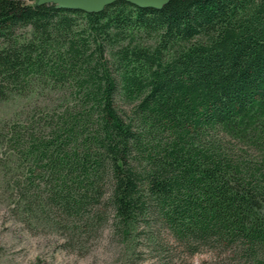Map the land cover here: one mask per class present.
<instances>
[{"label":"trees","instance_id":"obj_1","mask_svg":"<svg viewBox=\"0 0 264 264\" xmlns=\"http://www.w3.org/2000/svg\"><path fill=\"white\" fill-rule=\"evenodd\" d=\"M32 96L0 125L24 223L71 242L142 222L264 264V0H0V103Z\"/></svg>","mask_w":264,"mask_h":264},{"label":"rangeland","instance_id":"obj_2","mask_svg":"<svg viewBox=\"0 0 264 264\" xmlns=\"http://www.w3.org/2000/svg\"><path fill=\"white\" fill-rule=\"evenodd\" d=\"M47 102L32 96L0 103V125ZM6 152L0 144V264H245L240 257H232L230 262L217 258L211 248L190 255L159 227L149 233L142 222L128 236L110 221L71 242L65 240L63 230L45 228L38 222L26 224L14 211L9 184L13 165Z\"/></svg>","mask_w":264,"mask_h":264},{"label":"water","instance_id":"obj_3","mask_svg":"<svg viewBox=\"0 0 264 264\" xmlns=\"http://www.w3.org/2000/svg\"><path fill=\"white\" fill-rule=\"evenodd\" d=\"M118 2H125L140 9L161 10L170 0H37V6L55 5L67 11L99 14Z\"/></svg>","mask_w":264,"mask_h":264}]
</instances>
